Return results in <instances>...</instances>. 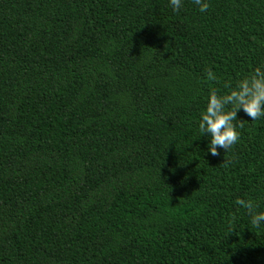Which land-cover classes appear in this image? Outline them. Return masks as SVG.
Wrapping results in <instances>:
<instances>
[{"label": "trees", "instance_id": "1", "mask_svg": "<svg viewBox=\"0 0 264 264\" xmlns=\"http://www.w3.org/2000/svg\"><path fill=\"white\" fill-rule=\"evenodd\" d=\"M208 2L0 0V264H264V117L198 132L264 63V0Z\"/></svg>", "mask_w": 264, "mask_h": 264}, {"label": "clouds", "instance_id": "2", "mask_svg": "<svg viewBox=\"0 0 264 264\" xmlns=\"http://www.w3.org/2000/svg\"><path fill=\"white\" fill-rule=\"evenodd\" d=\"M182 2L168 0V5L175 13L181 8ZM192 2L200 13H205L209 8L208 0ZM238 111H243L251 121L264 117V63L257 66L251 75L230 86L226 93L218 94L215 90L209 92L198 123L199 137H206L209 155H219L218 148L225 153L238 142V129L243 126L237 118ZM236 203L249 213L251 225L257 228L264 226V212H253L255 206L250 200L238 199Z\"/></svg>", "mask_w": 264, "mask_h": 264}]
</instances>
